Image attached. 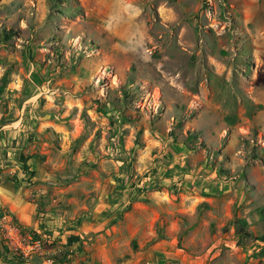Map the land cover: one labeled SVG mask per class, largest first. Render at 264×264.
I'll return each instance as SVG.
<instances>
[{"label": "rangeland", "instance_id": "obj_1", "mask_svg": "<svg viewBox=\"0 0 264 264\" xmlns=\"http://www.w3.org/2000/svg\"><path fill=\"white\" fill-rule=\"evenodd\" d=\"M0 220L11 264H264V0H0Z\"/></svg>", "mask_w": 264, "mask_h": 264}, {"label": "built area", "instance_id": "obj_2", "mask_svg": "<svg viewBox=\"0 0 264 264\" xmlns=\"http://www.w3.org/2000/svg\"><path fill=\"white\" fill-rule=\"evenodd\" d=\"M8 222L9 221L6 222L5 220H0V224L1 225L4 224V225L7 226L6 229L8 230V235H11L13 232H15V229H13ZM28 248L29 249L25 250V252H27L28 255H29L30 251H35L34 253H38L39 249H40V242L39 241H34L33 246L32 245H28ZM27 253H26V255H27ZM41 264H57V263L54 262L53 260H49V259L46 260L44 258H41Z\"/></svg>", "mask_w": 264, "mask_h": 264}, {"label": "trees", "instance_id": "obj_3", "mask_svg": "<svg viewBox=\"0 0 264 264\" xmlns=\"http://www.w3.org/2000/svg\"><path fill=\"white\" fill-rule=\"evenodd\" d=\"M6 36H4V38H9L10 36H12V32H5L4 33ZM77 240H78V238H77V236H75V235H70V236H68V238H67V242H68V244H70V245H73L74 243H76L77 242Z\"/></svg>", "mask_w": 264, "mask_h": 264}, {"label": "crops", "instance_id": "obj_4", "mask_svg": "<svg viewBox=\"0 0 264 264\" xmlns=\"http://www.w3.org/2000/svg\"><path fill=\"white\" fill-rule=\"evenodd\" d=\"M41 259V258H40ZM0 264H11L10 262H7L5 260L0 259Z\"/></svg>", "mask_w": 264, "mask_h": 264}]
</instances>
